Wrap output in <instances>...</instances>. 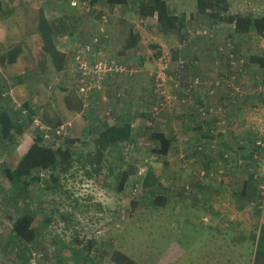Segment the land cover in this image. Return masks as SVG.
I'll list each match as a JSON object with an SVG mask.
<instances>
[{
  "label": "rangeland",
  "instance_id": "1",
  "mask_svg": "<svg viewBox=\"0 0 264 264\" xmlns=\"http://www.w3.org/2000/svg\"><path fill=\"white\" fill-rule=\"evenodd\" d=\"M145 1L151 0L120 4L0 0V27H7L0 53L2 47L24 46L17 62L0 64V84L9 87L16 108L28 102L36 110L33 124L18 144L0 145V264H88L89 259L75 254L84 252L91 239L96 242L89 255L94 264H116L114 251L140 264H259L254 259L252 233L264 226V145L254 148L250 141L264 142V68L252 61V57H264V38L254 30L237 31L227 21L212 25L207 15L197 12V0H166L171 11L188 17L182 32L163 34L156 16L139 13ZM228 1L231 14L264 15V0ZM41 8L51 20L76 18L69 31L56 36L58 49L66 53L67 66L62 71H56L50 58L42 55L37 30ZM102 15L108 17L107 24ZM103 26L110 34L109 38L101 35L104 55L122 62L130 74L104 78L103 90L97 91L106 103L100 112L92 109L91 100H84L90 94H81L74 78L76 52L82 54V45ZM130 30L140 40L127 49ZM229 43L235 56L245 59L247 65L240 66L241 71L236 69L239 61L233 64V55L228 53ZM89 54L82 55L97 58ZM165 54L170 76L162 93L155 90L153 77ZM181 55L187 59V68L178 80L175 71ZM190 77L201 80L188 93L184 80ZM19 79L23 82L16 84ZM227 88L231 92L226 93ZM118 91L123 95L116 97ZM133 92L135 99L130 96ZM235 92L239 96L234 97ZM67 96L71 105L82 104L81 108H69ZM149 99L153 126L144 120L139 123L144 128L139 140L143 144L136 139L113 142L102 161L91 164L88 154L96 153L101 132L109 127L108 120H115L111 101L119 107L126 100L127 104H147ZM203 107L213 108L216 116L200 114ZM152 129L168 131L170 153H156ZM40 132L46 144L56 147L65 146L66 139L79 140L72 144L74 161L68 170L62 163L53 173L40 172L41 180L31 189L32 206L38 212L37 238L22 243L12 232L14 219L22 212L11 201L14 188L1 169L14 167ZM252 150L256 154L250 159ZM128 169L133 174L120 190L121 172ZM148 170L159 178L152 189L143 185ZM52 174L57 182L51 180ZM251 177L258 181L259 196L254 202L240 194ZM156 195L167 202L152 204Z\"/></svg>",
  "mask_w": 264,
  "mask_h": 264
},
{
  "label": "trees",
  "instance_id": "2",
  "mask_svg": "<svg viewBox=\"0 0 264 264\" xmlns=\"http://www.w3.org/2000/svg\"><path fill=\"white\" fill-rule=\"evenodd\" d=\"M112 4H120L125 2V0H109ZM230 4L228 0H197V12L199 14H205L211 19V24L215 25L220 21H227L229 23H234L237 31L249 32L254 30L257 34L262 35L264 32V15L263 16H252V15H239L229 13ZM139 13L142 16H156L160 31L163 34L169 33H180L187 25V14L181 13L176 14L171 11L169 4L166 0H151L150 2H144L140 8ZM197 13V14H198ZM73 16V15H72ZM76 18L70 17L67 20L59 19L51 20L45 11L41 8L38 15L37 30L40 34L42 40L41 49L42 55L50 58L56 71H62L67 66L66 53L61 49H58L56 44V36L59 33L69 31L70 25L74 23ZM92 36L87 42L92 43ZM126 42L124 47L127 49L134 48L139 43L140 35L134 31L130 30L126 36ZM85 42V43H87ZM84 43V44H85ZM102 42L93 43L91 52L98 54V58H103L105 56L110 57L111 55H104L102 50ZM83 44V45H84ZM82 45V46H83ZM24 52V47L21 43H17L11 46H6L1 48L0 53V64H12L17 62L18 58ZM80 53V52H76ZM94 59H91V64H94ZM252 61L258 63L264 68V57L255 56L252 57ZM122 63V62H121ZM123 64V63H122ZM76 76L79 77L82 74L81 70L78 71L76 65ZM75 76V82L77 77ZM186 77V76H185ZM21 83L22 80H16L15 83ZM4 85L0 84V96L3 98L0 100V145H12L18 144L19 138L23 137L28 131V128L33 124L34 110L28 102L23 103L20 108L16 106L9 95L8 88L5 89ZM232 89L227 88L226 93L231 92ZM100 91V90H96ZM113 94V93H112ZM235 96H239L238 92H235ZM233 97V102H236ZM67 103L69 108H78V106L71 105L69 96H67ZM82 103V102H81ZM43 133H37L33 139L32 144L18 161V163L13 167L6 165L1 169V172L6 179L10 182L11 186L14 188L11 190L12 198L11 201L19 214L12 224V232L16 238H18L22 243H30L37 238V228L34 226L35 216L38 214L37 210L32 206L34 202V197L32 193V187L35 183L41 180L40 172L43 170H49L50 172H55L59 165H65V169L68 170L70 165L74 161V151L72 150V144L79 139H66L65 146H54L48 145L44 142ZM151 140L156 143L155 151L163 155L168 154L172 139L171 137H166L163 132L151 133ZM132 127L129 121L120 125L105 127L100 134L98 139V147H96V153L88 154V160L91 164L95 162L100 163L103 159L104 152L108 146L113 142H123V141H134L132 139ZM259 141V140H258ZM257 139H253L251 142L252 146L258 147ZM249 142V143H250ZM67 145V146H66ZM256 151H251L249 158L252 159L256 154ZM255 153V154H254ZM65 170V171H66ZM133 171L128 169L121 172V180L119 181L118 188L123 190L126 183ZM145 179H143L144 188H155L159 184L158 176L152 171L148 170ZM51 180L54 182L58 181V178L54 174L50 175ZM257 177L246 180L243 184L240 194L244 197H249L250 201H256L259 196V190L256 191ZM251 189V190H250ZM20 201L24 202L23 206H20ZM167 199L163 196L156 195L153 199L152 204L164 205ZM252 239L255 243V261L259 264H264V226L262 225L259 233L253 232ZM96 244L92 239L84 245L85 251L82 253H76V257H84L85 260L89 259L88 264H94V258L89 257L90 249ZM26 246V245H25ZM27 248V247H26ZM84 254V255H83ZM112 259L116 264H140L132 257L119 252L114 251L112 253Z\"/></svg>",
  "mask_w": 264,
  "mask_h": 264
},
{
  "label": "built area",
  "instance_id": "3",
  "mask_svg": "<svg viewBox=\"0 0 264 264\" xmlns=\"http://www.w3.org/2000/svg\"><path fill=\"white\" fill-rule=\"evenodd\" d=\"M102 20L105 24L108 23V17L106 15H102ZM205 34H207V30L203 31ZM101 35L104 36L105 38H109V29L105 26L100 28V33L94 34L92 38V43L87 42L82 46V54L91 52L92 49V44L93 43H99L101 42L102 38ZM262 38H264V32L261 35ZM228 53L230 56L233 55V64H237V61H239L238 65H243L245 60L243 58L239 59L238 57L235 56V51L232 49L231 43L228 44ZM234 48V46H233ZM81 53L76 55V65L78 68V71L81 70L82 74L77 77L76 83L78 84V91L83 94V95H88L91 94L92 92L96 90H103V80L105 77H107L109 74H130L128 73V69L126 68V65L116 61L115 59L111 57H103V58H96L94 59L91 56H88L85 58ZM89 55H96V53H90ZM98 55V54H97ZM91 59H94V64H91ZM187 68V59L181 55L178 57L177 60V68H176V76L177 79H183V71ZM169 59L168 55L165 54L163 57L160 59V62L158 64V68L156 73L154 74L153 77V86L156 91H160L163 93V88L166 85L167 79L169 77ZM235 78V75H233V79ZM200 78L196 77L195 79H192L191 77L188 79L184 80V84L188 86V93L192 90V87L195 85H200ZM202 83V81H201ZM212 87L215 86V84L211 85ZM210 86V87H211ZM210 93H214V89L212 88L210 90ZM123 95V92L118 91L115 96L120 97ZM106 98V97H105ZM221 109V108H220ZM200 113H211V114H216L213 113V108H209L208 110L206 108H200L199 109ZM222 111L225 113V110L222 107ZM110 110H108L106 113L110 115ZM258 144L264 145V142L259 140ZM138 186V185H136Z\"/></svg>",
  "mask_w": 264,
  "mask_h": 264
},
{
  "label": "crops",
  "instance_id": "4",
  "mask_svg": "<svg viewBox=\"0 0 264 264\" xmlns=\"http://www.w3.org/2000/svg\"><path fill=\"white\" fill-rule=\"evenodd\" d=\"M112 30L114 31L113 28H112ZM6 41H7V27L2 26V27H0V46L3 45V43L6 42ZM246 65L247 64L244 63L242 65V67L246 68ZM240 66L241 65L236 66V69H239L241 71L242 70V67H240ZM140 91H141V88H140ZM96 94H97V91H94V92H92L90 94L92 96L89 95L88 97H85L84 100H86V99L87 100H91L92 103L90 102V105H91L92 109L95 107V108H97V110H99L100 112H102L103 111V104H106V103H105V101L102 100L101 93H98L97 95ZM141 94L142 93L137 94V95L141 96ZM144 95L145 96H142V98L145 99L146 98V94L144 93ZM130 96H132L135 99L136 93L133 92L132 95H130ZM105 97L106 96H104L103 98L106 99ZM127 97H129V96H127ZM199 98H200V101L199 102L202 103V101H203L202 97H199ZM100 99H101V101H100ZM93 100H95L97 102H93ZM150 100L151 99H149V102L147 104H145L143 102L142 103H137V102L135 103V101H133L132 104H127L126 103L127 100H126L125 103L123 102L122 105L119 106V107L116 106V102L111 101L110 105L113 108V115H114L113 117H114L115 120H112V121H109L108 120V122H110L109 123V126H115L117 124L122 125L125 122L129 121L130 124H131V127H132V134H133L132 139H134V141L138 140V142L140 144L141 143L143 144V142H141L139 140L141 138L140 137V134L144 130V128H142L139 123L142 120H144V121H146L147 124H149V126H151V127L153 126V122L151 121V114H150V112L148 113L149 106L151 104H153V103L150 102ZM129 103H130V99H129ZM122 108H127V109L126 110H123ZM101 109H102V111H101ZM140 113H143V114H140ZM101 114H103V113H101ZM169 114H168V117L170 119L173 118L174 115L172 113H169ZM213 115L216 116V114H213ZM206 122H208V121H206ZM172 123L174 124V127H175V120ZM197 125H200V123H198ZM143 126H144V123H143ZM152 131L153 132H151V133H154V132H163L166 135V137H171L170 135H168V131L167 132L166 131H163V129H160V130H156V129L154 130V129H152ZM170 139H172V137ZM151 141H153V140H151Z\"/></svg>",
  "mask_w": 264,
  "mask_h": 264
},
{
  "label": "clouds",
  "instance_id": "5",
  "mask_svg": "<svg viewBox=\"0 0 264 264\" xmlns=\"http://www.w3.org/2000/svg\"><path fill=\"white\" fill-rule=\"evenodd\" d=\"M234 24V23H233ZM235 25V24H234Z\"/></svg>",
  "mask_w": 264,
  "mask_h": 264
}]
</instances>
